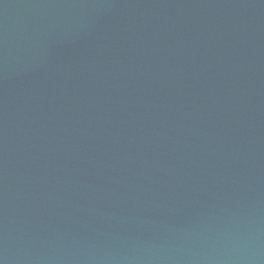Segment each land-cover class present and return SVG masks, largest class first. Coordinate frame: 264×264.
Returning <instances> with one entry per match:
<instances>
[{"label":"water","instance_id":"obj_1","mask_svg":"<svg viewBox=\"0 0 264 264\" xmlns=\"http://www.w3.org/2000/svg\"><path fill=\"white\" fill-rule=\"evenodd\" d=\"M0 264H264V0H0Z\"/></svg>","mask_w":264,"mask_h":264}]
</instances>
